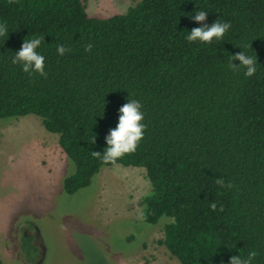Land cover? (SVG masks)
I'll list each match as a JSON object with an SVG mask.
<instances>
[{"label":"trees","instance_id":"1","mask_svg":"<svg viewBox=\"0 0 264 264\" xmlns=\"http://www.w3.org/2000/svg\"><path fill=\"white\" fill-rule=\"evenodd\" d=\"M200 10L209 25L231 24L222 41L184 39ZM0 22V119L35 114L59 135L76 166L66 192L105 166L144 167L143 221L169 218L162 243L181 264L253 251L251 264H264V0H138L110 17L90 16L85 0H0ZM33 37L44 38V76L12 64ZM242 50L258 62L252 77L228 67ZM128 99L142 104L144 137L105 162V136Z\"/></svg>","mask_w":264,"mask_h":264},{"label":"rangeland","instance_id":"2","mask_svg":"<svg viewBox=\"0 0 264 264\" xmlns=\"http://www.w3.org/2000/svg\"><path fill=\"white\" fill-rule=\"evenodd\" d=\"M85 1L110 17L138 0ZM75 171L40 116L0 119V264H181L162 243L169 218L143 221L144 167L105 166L70 194Z\"/></svg>","mask_w":264,"mask_h":264},{"label":"clouds","instance_id":"3","mask_svg":"<svg viewBox=\"0 0 264 264\" xmlns=\"http://www.w3.org/2000/svg\"><path fill=\"white\" fill-rule=\"evenodd\" d=\"M208 12L200 10L195 11L191 15V20L200 24L199 27L188 31L184 39L192 44L199 43L201 45L212 44L214 41L220 42L223 40L225 34L230 30L231 24L229 22H221L216 20L212 24H207ZM8 33L6 24L0 22V37H4ZM43 37H33L24 39L21 48L15 52L12 57V64L19 65L22 71L29 76L40 75L45 73V56L38 51L40 49ZM91 50V45L88 46ZM69 49L63 45L57 47L59 55H64ZM239 61L237 65L234 61ZM257 60L253 56L247 55L245 51L229 55L228 67L233 71H242L245 77H252L257 73ZM144 113L142 111V104L136 99H128L127 103L121 106L118 110V123L115 128L110 129L105 136L107 147L104 149L102 155L105 162H115L123 157L125 154L135 152L140 141L144 137L145 124L142 123ZM95 141V140H94ZM217 183L224 187V182L218 180ZM230 187V185H229ZM213 209L216 208L212 204ZM256 252H249L247 257H240L238 255L231 259L230 264H251L255 258Z\"/></svg>","mask_w":264,"mask_h":264}]
</instances>
